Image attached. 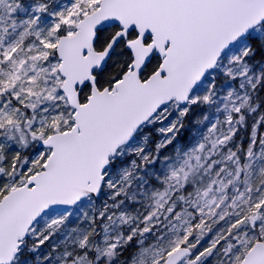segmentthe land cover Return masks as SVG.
<instances>
[{"label": "snow or ice", "instance_id": "1", "mask_svg": "<svg viewBox=\"0 0 264 264\" xmlns=\"http://www.w3.org/2000/svg\"><path fill=\"white\" fill-rule=\"evenodd\" d=\"M0 264H264V0H0Z\"/></svg>", "mask_w": 264, "mask_h": 264}]
</instances>
